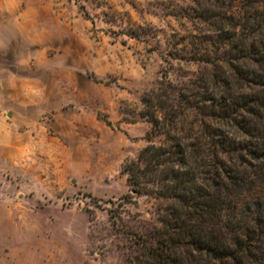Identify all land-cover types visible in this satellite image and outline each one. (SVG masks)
Wrapping results in <instances>:
<instances>
[{
    "label": "rangeland",
    "instance_id": "374dc122",
    "mask_svg": "<svg viewBox=\"0 0 264 264\" xmlns=\"http://www.w3.org/2000/svg\"><path fill=\"white\" fill-rule=\"evenodd\" d=\"M220 2L0 0V37L14 32L22 65L20 91L0 101V264H131L123 229L158 226V200L123 171L163 141L141 99L212 58L197 13Z\"/></svg>",
    "mask_w": 264,
    "mask_h": 264
},
{
    "label": "trees",
    "instance_id": "16d2710c",
    "mask_svg": "<svg viewBox=\"0 0 264 264\" xmlns=\"http://www.w3.org/2000/svg\"><path fill=\"white\" fill-rule=\"evenodd\" d=\"M226 1L197 13L210 27L198 48L212 58L183 86L141 99L163 141L123 171L134 194L158 200V226L123 229L131 264H264V2Z\"/></svg>",
    "mask_w": 264,
    "mask_h": 264
},
{
    "label": "crops",
    "instance_id": "0c3cea01",
    "mask_svg": "<svg viewBox=\"0 0 264 264\" xmlns=\"http://www.w3.org/2000/svg\"><path fill=\"white\" fill-rule=\"evenodd\" d=\"M12 22L13 18L10 20V23ZM9 36L11 37L9 42L3 41L0 37V101L3 93L16 95L17 91H20L22 65L16 57L14 32H10Z\"/></svg>",
    "mask_w": 264,
    "mask_h": 264
}]
</instances>
